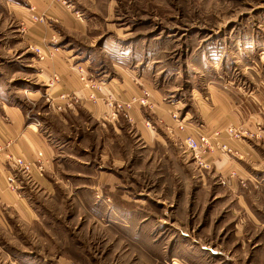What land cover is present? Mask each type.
Segmentation results:
<instances>
[{"label":"rangeland","instance_id":"rangeland-1","mask_svg":"<svg viewBox=\"0 0 264 264\" xmlns=\"http://www.w3.org/2000/svg\"><path fill=\"white\" fill-rule=\"evenodd\" d=\"M67 1L51 3L73 10ZM88 6L110 17L90 21L84 35H59L88 57L92 78L128 74L179 108L226 94L256 118V132L232 126L250 135L256 154L241 159L244 179L235 171L216 177L179 146L178 160L194 162L186 171L173 151L144 145L124 114L95 119L79 100L64 110L31 69L30 56L41 59L36 48L31 55L16 38L27 21L55 22L0 0V105L20 107L55 152L44 186L23 180L25 206L0 212V264H264V0ZM7 8L11 19L2 16ZM148 97L139 105L150 106ZM221 143L230 151H214L239 156Z\"/></svg>","mask_w":264,"mask_h":264},{"label":"crops","instance_id":"crops-1","mask_svg":"<svg viewBox=\"0 0 264 264\" xmlns=\"http://www.w3.org/2000/svg\"><path fill=\"white\" fill-rule=\"evenodd\" d=\"M11 1H14L19 7L32 5L38 14L44 15L46 22H55L52 25V23L47 24L40 21H27V31L21 32L22 37H17L16 34V38H20V43L30 54L33 47L40 50L39 58L41 59H38L34 54V56H30L29 64L31 69L37 67L41 71L38 74L42 80L45 79L43 84H50V88H46L47 92L45 93L50 98L63 102L61 105L64 110L69 108L67 101L79 100V105L84 106L92 117L106 120L109 111L112 112L104 101L107 96L127 100L131 95H140L143 91H148L150 106L135 104L130 112V121L135 123L134 128L139 132V139L144 145L154 144V147L173 151L178 164L187 171L194 167V162L192 158L190 160L191 156L188 154H185V159H188L189 162L180 158L178 160L176 153H179L182 140L189 135L195 136L200 133L212 135L215 131H221L220 137L215 141L219 140L238 150L239 156L212 151L203 159L210 166L208 172H212L217 177L235 171L239 178L244 179L245 172L243 173L241 170V165L248 166L245 162H250L256 154L253 142L247 139L250 135H243L244 138L241 136V140L233 139L228 136L226 129L233 126L245 134L248 131L256 132L257 120L246 104L232 105L228 96L224 94L220 98H216L217 101L211 99L210 103L201 102L198 108L186 105L179 108L181 105L179 102L164 101L165 97L161 90L158 92L154 89H147L128 74L117 72L107 79L92 78L88 57H82V53L78 48L72 46L70 41L69 44L60 42L59 34L62 29L65 35L77 32L84 35L90 21L110 17L108 13L101 17L88 6L95 4L96 0H71L73 9L71 11L52 4L51 0ZM8 9L7 12L5 10L2 13L4 14L2 16L11 19L12 16L8 13ZM19 10L24 13L22 8ZM56 38L59 43H55ZM9 47L12 49V46ZM79 69H82V72ZM99 81L103 82L102 86ZM91 82L98 83L100 88L91 89L89 86ZM90 94L96 98L94 103L88 99ZM3 95L0 89V98ZM61 96H66L67 99H61ZM220 99L221 101H219ZM112 114L114 115L113 112ZM38 125L37 122L27 120L20 107L0 105V145L8 144L5 146L7 151L32 164L31 173L27 178L18 174L14 164L6 161L4 154H0V212L4 207L24 205L26 188L23 190L21 188L26 182L23 183V180L31 179L37 185L44 186L48 175L53 171L55 152L51 144L40 134ZM241 159H244L245 162L241 163L243 162ZM38 164L42 166V171L36 168ZM11 174L15 177L14 188H10L6 182V177Z\"/></svg>","mask_w":264,"mask_h":264},{"label":"built area","instance_id":"built-area-1","mask_svg":"<svg viewBox=\"0 0 264 264\" xmlns=\"http://www.w3.org/2000/svg\"><path fill=\"white\" fill-rule=\"evenodd\" d=\"M55 3H59L63 6L68 5L70 7L69 1L67 0H52ZM67 7V6H66ZM32 19H36L32 16ZM41 19V18H39ZM36 51L40 53V50L36 48ZM80 72H82V69H79ZM91 89H99L98 83L91 82L89 84ZM148 96L147 92H144L142 96H133L128 100H119L115 99L112 96H107L104 101L105 104L112 110L114 115L118 114H124L128 120H131V115H130V110L133 108V105L135 103H138L140 105H146L147 101L146 98ZM67 99L66 96H61V99ZM88 99L94 103L96 98L94 95L90 94ZM182 128V127H180ZM226 132L228 135L233 138L238 140L241 138V134L238 131H235L234 128L228 127L226 129ZM221 134V131H215L212 135L200 133L198 135H189L186 138H184L181 142V147L184 149L185 152H189L190 155L201 165L204 167L208 164L206 161L204 162L203 159L212 151L215 149H219L223 152H229L230 149L220 141L216 142L215 139L219 138ZM8 144H5V146ZM5 146L0 145V154H4V158L6 161L12 162L14 166L17 169V173L29 177L32 169V164L25 161L22 157L20 156H15L11 152L7 151L5 149ZM39 171H42V166L40 164L37 165L36 167ZM6 182L10 188H14V182H15V177L11 174L6 177Z\"/></svg>","mask_w":264,"mask_h":264}]
</instances>
